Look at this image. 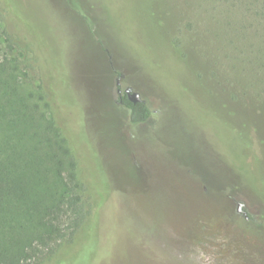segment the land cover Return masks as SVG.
Segmentation results:
<instances>
[{
	"label": "rangeland",
	"instance_id": "374dc122",
	"mask_svg": "<svg viewBox=\"0 0 264 264\" xmlns=\"http://www.w3.org/2000/svg\"><path fill=\"white\" fill-rule=\"evenodd\" d=\"M18 1L39 70L1 21L0 59H17L28 88L56 89L88 193L90 174L109 191L77 241L41 264H196V248L215 264H264V24L237 0ZM96 38L146 100V121L104 104L114 76L95 75L107 68Z\"/></svg>",
	"mask_w": 264,
	"mask_h": 264
},
{
	"label": "trees",
	"instance_id": "16d2710c",
	"mask_svg": "<svg viewBox=\"0 0 264 264\" xmlns=\"http://www.w3.org/2000/svg\"><path fill=\"white\" fill-rule=\"evenodd\" d=\"M237 1L260 26L264 24V0ZM18 2L0 0V21L17 38L14 44L19 45L15 47L24 56L22 64L38 69L37 50L25 31V4ZM62 3L67 10H74ZM16 6L20 12L18 24L14 19ZM260 38L258 46H264V32ZM95 40L99 50L95 58L102 57L107 67L95 75L110 79L121 71H112L108 63L109 58L114 62L111 50L103 46L101 38ZM9 41L13 43L11 38ZM18 63L17 59H0V264H41L58 247H70L77 241L88 227L95 207L109 197V191L100 192L95 186L96 178L90 174L87 178L91 177L95 194L88 193L79 173V159L60 117L62 100H56V89L46 91L41 84L38 91L28 88L21 80ZM65 69L64 65L51 66L52 79ZM111 82L104 83L107 87L104 85L103 101L117 110L122 107L114 103ZM43 97L52 100L58 115L47 110ZM123 100L130 123L144 122L150 115L143 101L131 102L125 95ZM93 237L91 247L96 243Z\"/></svg>",
	"mask_w": 264,
	"mask_h": 264
},
{
	"label": "flooded vegetation",
	"instance_id": "af4514ba",
	"mask_svg": "<svg viewBox=\"0 0 264 264\" xmlns=\"http://www.w3.org/2000/svg\"><path fill=\"white\" fill-rule=\"evenodd\" d=\"M108 63L112 67V71L117 72V69L114 67L113 63L110 61V58H109ZM120 73H122V72H118L117 74L114 75V93H113L114 99L113 100H114V103H116L118 106H121L123 109H125L126 107H124L125 106V103H124V100H123V96L125 95L126 98L129 100L128 93H130L134 89H133L132 86H130V85H128V84L125 83V74H124L123 77H120L119 83H116V76H118ZM127 87H131V89L129 90V92H126L125 91V89ZM118 89H120V90L118 91ZM140 97H141V94H140ZM141 98L142 99L139 100V101H143L146 104V100L143 97H141ZM129 101H131V100H129ZM139 101H135V102H139ZM127 111H129V109H127ZM156 111L157 110H153L152 113L153 112H156ZM150 114H151V111H150ZM148 117H147V119H148ZM236 212L238 214L242 215L244 217V219H246V220H248L250 218V214H249L248 210L246 209L245 205L243 204V202H241L239 200L236 201Z\"/></svg>",
	"mask_w": 264,
	"mask_h": 264
},
{
	"label": "clouds",
	"instance_id": "9594fccd",
	"mask_svg": "<svg viewBox=\"0 0 264 264\" xmlns=\"http://www.w3.org/2000/svg\"><path fill=\"white\" fill-rule=\"evenodd\" d=\"M193 259L196 264H215V257L210 253H205L200 248L194 250Z\"/></svg>",
	"mask_w": 264,
	"mask_h": 264
},
{
	"label": "water",
	"instance_id": "95a60500",
	"mask_svg": "<svg viewBox=\"0 0 264 264\" xmlns=\"http://www.w3.org/2000/svg\"><path fill=\"white\" fill-rule=\"evenodd\" d=\"M124 76V73H120L118 76H116V83H119V79L120 77H123ZM131 89V87H127L125 89L126 92H129V90ZM120 89H118L119 91ZM128 98L129 100H131L132 102H135V101H139L141 100L142 98L140 97V92L137 91V90H133L131 91L130 93H128Z\"/></svg>",
	"mask_w": 264,
	"mask_h": 264
}]
</instances>
